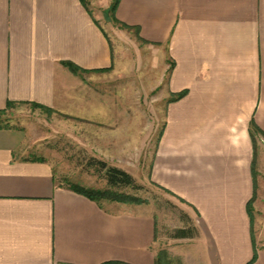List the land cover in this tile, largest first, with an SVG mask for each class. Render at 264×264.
<instances>
[{
  "label": "crops",
  "instance_id": "1",
  "mask_svg": "<svg viewBox=\"0 0 264 264\" xmlns=\"http://www.w3.org/2000/svg\"><path fill=\"white\" fill-rule=\"evenodd\" d=\"M113 2L0 0V112L37 103L116 137L125 102L107 93L121 68L110 29L122 32L159 68L151 90L165 120L150 179L191 206L200 232L179 238L189 248L177 260L264 264V203L249 210L264 176V0H118L112 14ZM27 153V133L0 125V264H157L152 213L62 186Z\"/></svg>",
  "mask_w": 264,
  "mask_h": 264
},
{
  "label": "rangeland",
  "instance_id": "2",
  "mask_svg": "<svg viewBox=\"0 0 264 264\" xmlns=\"http://www.w3.org/2000/svg\"><path fill=\"white\" fill-rule=\"evenodd\" d=\"M110 33L114 40L116 62L121 68L109 70L107 93L110 99L125 102L124 106L119 104L115 108L124 110L123 114L114 117L120 120V132L116 137L113 130H109L113 128L99 122L87 121L85 117L76 116L66 110L49 107L46 110L33 104L8 106L0 112V125L23 129L28 136L27 155L50 162L62 186L69 187L73 182L104 187L105 173L96 163L98 160L123 168L133 175L136 187L121 189L134 197L133 202H104L139 206L143 211L152 213L158 225L156 251L167 252L173 264H180L176 253L182 248H189V243L176 237L178 230L186 228L194 237L200 236V232L194 219L190 217V214H194L191 206L150 179L154 152L165 120V103L155 106V99L161 88L151 90L160 81L157 73L159 68L150 65L152 54H149L144 45L139 51L122 32L115 34L110 29ZM121 45L126 51L122 57L119 53ZM259 133L254 127L257 142L260 141ZM136 134L139 138H130V135ZM107 141H112L113 144L108 147ZM259 176L252 202L254 213L264 203L263 173ZM260 215L256 214L257 236Z\"/></svg>",
  "mask_w": 264,
  "mask_h": 264
},
{
  "label": "trees",
  "instance_id": "3",
  "mask_svg": "<svg viewBox=\"0 0 264 264\" xmlns=\"http://www.w3.org/2000/svg\"><path fill=\"white\" fill-rule=\"evenodd\" d=\"M117 4H118V0H114L113 5L111 7L112 14L115 12ZM123 25L128 27L125 24ZM70 69L74 71L75 73H78L80 71V68H78L75 65H70ZM184 94L185 92L179 93L173 96V98H171L170 100H175L177 98H180ZM32 104L35 106L41 107L43 109H46V110L48 109L47 106H44L41 104H37V103H32ZM11 105H13V103L10 102L8 106H11ZM36 159L41 160V161H46L43 158H36ZM96 163L99 165L100 169L104 171L105 173L106 185L104 187L86 186L80 183L72 182L69 184L68 188L72 189L75 192L81 193L89 197L90 199L95 200L100 203L106 200L107 201H120V202L121 201L130 202L132 201V199L134 200L133 196H129V194H126L121 191V189L124 187H129V186L136 187V182H135L133 175H131L129 172H127L123 168H120L118 166L109 165L104 160H98ZM253 199L254 198H252V200L249 203L250 213H252ZM193 236L194 234L186 228H182L178 230L176 234V237L178 238H186V237H193ZM254 260L255 258L252 259V261H250L248 264H252ZM111 263L112 262H110L109 264ZM157 264H173V263L170 261V258L167 252L164 251V253H160V252L158 253Z\"/></svg>",
  "mask_w": 264,
  "mask_h": 264
}]
</instances>
